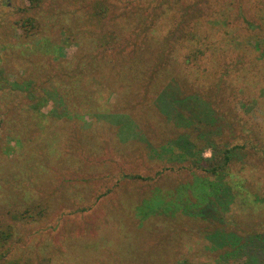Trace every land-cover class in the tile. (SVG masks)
Wrapping results in <instances>:
<instances>
[{
    "label": "rangeland",
    "instance_id": "rangeland-1",
    "mask_svg": "<svg viewBox=\"0 0 264 264\" xmlns=\"http://www.w3.org/2000/svg\"><path fill=\"white\" fill-rule=\"evenodd\" d=\"M96 1L44 0L28 9L26 0H0V229L13 233L0 264H216L220 253L264 232V213L251 207L254 203L243 205L232 183L239 182L242 192L264 191V61L254 54L243 59L257 64L252 80H237V73L224 77L226 87L211 98L215 108L211 99H203L215 109L212 120L232 121L234 138L227 144L244 142L246 149L237 151L234 175L226 177L230 196L220 199L228 211L209 206L190 215L193 206L203 204L198 179L213 177L186 167L177 149L161 150L184 127L159 112L156 90L132 84L115 90L114 97L110 86L103 87L95 108L126 114L124 128L123 120L79 108L76 116L58 117L57 109L67 101L78 103L79 88L87 106L95 94L92 88L89 98L85 90L100 82L95 78L99 59L87 53L105 29L114 27L100 29L91 19ZM108 2L111 12L122 6ZM28 16L40 28L26 38L17 22ZM166 29L161 26L160 34ZM105 60L113 63L112 56ZM198 67L182 74L208 69ZM73 87L75 95H67ZM203 153L209 156V150ZM212 190L218 193L215 184ZM25 211L32 217L23 218ZM229 219L233 228L224 230L237 240L215 248L206 233Z\"/></svg>",
    "mask_w": 264,
    "mask_h": 264
},
{
    "label": "trees",
    "instance_id": "trees-1",
    "mask_svg": "<svg viewBox=\"0 0 264 264\" xmlns=\"http://www.w3.org/2000/svg\"><path fill=\"white\" fill-rule=\"evenodd\" d=\"M43 2L44 0H26L28 9H37ZM117 2L122 6H116L118 11L111 12L112 2L97 0L93 10L94 15H91V19L95 18L98 21L100 29L108 28L110 24L114 27L105 29L106 35H100L87 53L92 59H99L96 67L99 78L98 76L95 78L100 82L85 90L90 98V90L93 88L95 94L93 100L90 98L86 106L84 98L81 99L79 96L83 90L79 88L78 103L72 106L67 105V101L62 105L63 108L57 109L58 117L76 116L77 114L73 113L79 108L80 112L86 110L91 113L90 115L123 120L124 128L128 125L125 124L128 119L126 114H115L116 112L111 113L107 109L95 108L100 103L103 87L110 86L109 90L114 97H117L115 90L122 91L132 84L136 88L142 87L143 90H156L155 105L159 112L168 121L184 127L183 132L167 140L165 145H161V150L171 153L172 150L176 152L177 149L178 155L186 161V167L213 177V181L209 180V182L198 179L200 183L198 195L202 198L203 204L193 206L194 213L189 214L199 216L205 213L209 206L219 208L226 213L227 206L220 199L224 195L230 196L228 191L231 189L226 177L231 176L230 171L233 169L237 151H244L246 145L244 142L240 144L241 146L227 144L228 139L234 138L232 121L225 117L212 120L216 103L211 98L226 87L224 77L229 78L237 73V80L240 78L252 80L257 64L254 61L245 62L243 60L245 57L254 54L258 60L264 61V0H132L129 2L117 0ZM145 9H149L148 12ZM17 24L23 37L28 38L39 32L40 22L34 17H25ZM146 26L147 31H145ZM161 26H167L162 34H160ZM243 36H247V41ZM111 56L112 64L105 60ZM201 63L208 69H200V72L193 70L189 74L193 81L182 74V71L188 67L198 69ZM103 76L105 79H102ZM75 81H72L73 86ZM206 83L209 87L205 86ZM191 88H195V91L186 93ZM202 90L206 91V95ZM65 93L75 95L74 87L73 90ZM206 98L212 100L214 108L210 102L203 100ZM57 100L61 102V98ZM39 101L43 103L47 100L40 98ZM245 104L242 103V106L245 107ZM118 107L117 103V109H120ZM184 122L186 125H183ZM193 129L199 131L196 136L192 135ZM225 133L227 137H223ZM150 148L154 150L153 147ZM204 150H209V156H204ZM232 183L234 192L241 197L243 205L254 203L255 205L251 207H257L261 213H264V191L242 192L239 182L232 181ZM214 184L218 188V193L212 190ZM211 196L214 199L209 200ZM207 202L208 204L203 207ZM27 213L25 211L22 217H32ZM37 215L41 216L42 211L39 210ZM222 224L223 226H215L206 233L207 239L215 244V248L224 247L230 238L237 240L231 231L224 230V227L233 228V220H222ZM12 236V230L9 228L0 229V260H6L8 254L6 246ZM241 241L238 239V242ZM244 244L248 245L246 249H243ZM250 260L254 264L257 262L264 264V232L255 233L238 244L235 249L220 253L216 264H249ZM7 264L18 263L12 261Z\"/></svg>",
    "mask_w": 264,
    "mask_h": 264
}]
</instances>
